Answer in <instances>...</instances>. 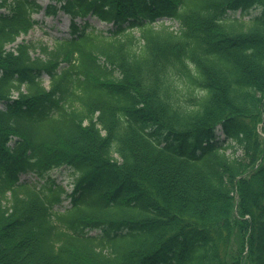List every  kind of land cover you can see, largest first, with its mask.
<instances>
[{"label": "trees", "instance_id": "1", "mask_svg": "<svg viewBox=\"0 0 264 264\" xmlns=\"http://www.w3.org/2000/svg\"><path fill=\"white\" fill-rule=\"evenodd\" d=\"M55 1L0 0V264H264V0Z\"/></svg>", "mask_w": 264, "mask_h": 264}, {"label": "rangeland", "instance_id": "2", "mask_svg": "<svg viewBox=\"0 0 264 264\" xmlns=\"http://www.w3.org/2000/svg\"><path fill=\"white\" fill-rule=\"evenodd\" d=\"M41 1L43 4H47L50 1L54 3L52 0H38ZM34 18L37 20V24L29 30L26 34H21L19 38L17 39V42L20 40H25L26 42H31L33 45L40 47L41 44L48 45L50 48L54 45V37L60 36L63 34L68 35V23L69 18L66 14H63V12L58 11L56 15L48 16L44 14V11L40 10L39 13L34 14ZM86 20H88L92 25H94L97 28L105 29L109 26V24L101 23L96 18L87 17ZM78 22H82L79 19H76ZM166 24H169L172 26V28H177V22L165 20ZM38 51V50H37ZM37 51H35L37 53ZM45 78V84H47V78ZM57 181H61V183L66 185L67 180H69V176H67V172L65 169L62 170H54L51 173ZM25 178V177H21ZM67 188L68 187L67 185ZM65 202L64 204H66ZM62 206V205H61Z\"/></svg>", "mask_w": 264, "mask_h": 264}]
</instances>
